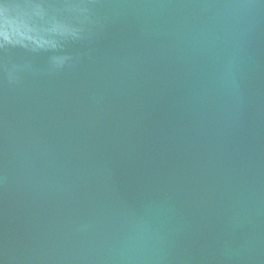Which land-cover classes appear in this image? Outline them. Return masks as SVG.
Here are the masks:
<instances>
[{
	"label": "water",
	"instance_id": "water-1",
	"mask_svg": "<svg viewBox=\"0 0 264 264\" xmlns=\"http://www.w3.org/2000/svg\"><path fill=\"white\" fill-rule=\"evenodd\" d=\"M0 264H264V0H0Z\"/></svg>",
	"mask_w": 264,
	"mask_h": 264
}]
</instances>
